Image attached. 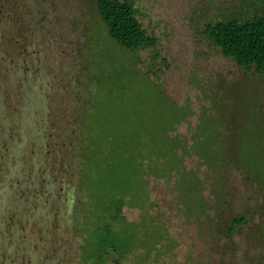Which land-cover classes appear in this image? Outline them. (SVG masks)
<instances>
[{"label": "rangeland", "instance_id": "1", "mask_svg": "<svg viewBox=\"0 0 264 264\" xmlns=\"http://www.w3.org/2000/svg\"><path fill=\"white\" fill-rule=\"evenodd\" d=\"M121 1L134 3L155 46L135 53L117 47L94 0H0V264L95 262L79 250V173L99 57L97 71L106 69L119 102L160 113V103L148 99L161 91L165 103L187 108V120L171 133L187 144L202 114L218 122L215 170L194 155L184 161L205 181L204 213H186L174 181L150 180L151 212L166 238L147 253L148 263L264 264V188L237 157L242 130L264 141V74L238 68L203 34L207 23L252 17L264 0ZM179 111L173 106L164 124L178 122ZM123 214L137 221L140 212L124 207Z\"/></svg>", "mask_w": 264, "mask_h": 264}, {"label": "trees", "instance_id": "2", "mask_svg": "<svg viewBox=\"0 0 264 264\" xmlns=\"http://www.w3.org/2000/svg\"><path fill=\"white\" fill-rule=\"evenodd\" d=\"M94 1L108 37L117 47L135 53L155 46L157 39L139 21L133 2ZM203 34L238 68L264 74V4L250 18L233 16L207 23ZM97 61L100 63V57L96 59L93 80L96 111L88 112L81 150L79 175L84 201L78 227L80 254L85 262L95 260L94 264H149L145 256L156 241L166 238L165 224L151 212L154 204L150 200V180L174 181L177 202L186 213L196 217L204 213L210 207L202 196L205 181L194 170H186L184 161L194 155L215 170V149L221 142L218 122L202 114L191 135L193 142L187 144L186 139L171 134L187 120L191 113L187 108L170 100L172 103H165L161 91L148 99L149 103H160V113L150 104L144 108L140 103L136 107L135 103L119 102L108 88L110 76L106 69L104 74L97 71L101 68ZM93 104H89L91 109ZM173 106L180 110L179 121L176 118L165 125L164 119ZM240 133L238 161L247 175L259 178L264 188V160L259 163L264 159V141L254 130ZM124 207L138 209V220L127 221ZM244 222L243 217L234 219L230 235L234 226Z\"/></svg>", "mask_w": 264, "mask_h": 264}]
</instances>
